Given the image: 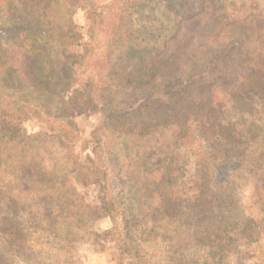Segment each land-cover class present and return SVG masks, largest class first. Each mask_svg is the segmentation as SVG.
Instances as JSON below:
<instances>
[{
  "label": "rangeland",
  "instance_id": "1",
  "mask_svg": "<svg viewBox=\"0 0 264 264\" xmlns=\"http://www.w3.org/2000/svg\"><path fill=\"white\" fill-rule=\"evenodd\" d=\"M77 1L80 3L82 0H0V52L8 53L5 57L9 61L13 59L12 64L16 65V68L10 69V72L16 71L15 83H22V87L29 86L28 73L34 72L36 76L41 74V81L33 84L38 89L43 84L45 78L42 75L45 72L58 71L63 60L69 17L78 26L85 24L84 13L78 8ZM107 1H115L118 10L109 19L103 18L106 11L102 12L99 23L111 22L92 41L97 45L106 41L107 47L117 42L119 45L116 48L108 49L110 55L122 52L129 42L137 46L130 54L132 58L128 57L122 63L116 62L114 59L120 57L114 55L111 63L118 68L119 71H115L120 77L134 69L140 52L139 45L146 49L148 58L176 62V73L182 77L187 75L190 62H200L207 57L223 61L221 67L225 66L227 70L225 74L216 72L213 76H200L194 86L171 97L167 95L161 101L151 100L147 106L126 118L128 127L151 121L163 123L167 128L175 126L174 133L177 130L182 137L178 141V145H183L180 149L184 151L189 148L185 152L188 162L179 163L181 151L176 153L174 166L178 170H167L163 179L164 168L150 167L155 165L149 164V154L141 148L136 153H128L123 149L120 137L104 129V117L100 112L84 113L73 105L68 106L67 114L50 112L56 101L61 103L59 100H66L67 95L63 97L61 94L58 99L52 95L44 97L47 100L39 101L41 107H36L37 101L35 104L31 102L38 95L29 98V102L24 103L19 99L15 101L17 104H12L19 92L3 89L0 85V110L3 114L6 111L12 113L13 108L19 106L29 107L33 111V116L23 120L12 133L0 130V217H4V205L9 201L10 194L14 200L39 204L42 205L41 210H45L44 214L25 218L27 241L17 244L27 247L19 253L24 251L32 256L38 250L43 252V256L35 259L33 264H68V261L70 264H120L121 261H117L122 255L120 252L137 248L131 241L137 231L142 246L150 252L162 253L179 248L189 252L203 251L193 243L197 218L189 212L192 204L184 205L193 202L201 183L210 187L206 190V200L210 199L211 190L217 193V184L210 182L209 178L212 160L208 158L210 154L202 152L206 151V145L200 141L202 135L197 128L202 123L201 117L208 113L216 122L251 124L257 129L243 140V148L250 154L246 153L239 167L232 161L225 176L229 182L225 187L226 193L232 195L231 208L239 217L241 227L249 223L254 226L245 232L248 237L239 238L228 248L227 258L230 264H264V200L260 190L258 195L255 192L258 185L256 175H264V162L258 172V122L264 124V100L258 96V82L264 83V0H219V5L224 3L222 13L225 16L222 18L212 17V8L205 3L202 10L184 21L171 14L169 19L164 18L167 9L156 0L148 2L149 7H139V2L132 0L133 7L126 5L129 12L122 5L127 0H97V3ZM231 1L235 3L234 7L230 5ZM243 4L245 6L241 8ZM98 12L100 9H97ZM122 13L130 19L125 26L115 27L114 20L118 21ZM74 28L76 32L82 30L80 27ZM20 62H23L21 66L26 70L21 68L18 73L17 65ZM80 71H68V83L72 80L79 87L82 79ZM106 81L108 84L114 83L109 77ZM176 89L178 87L174 84L172 91ZM111 90L124 92L115 87H111ZM8 93L11 98L6 97ZM261 98H264L262 93ZM192 115H199V118L195 119ZM65 122L74 124L80 141H93L88 143V147L96 141L100 143V154L106 165L103 169L107 172L106 199L111 200L119 213L114 220L100 211L86 214L87 210L82 208L80 211L71 207L75 203L70 206L57 197L63 189L54 186L52 163H60L57 169L62 171L65 165L69 168L67 152L63 151L61 141L49 133L52 127ZM212 132L210 128L207 129L208 136ZM144 139H139L140 146L151 145L147 147L149 149L154 145V135L150 136L149 144ZM130 143V140H124L126 146H130ZM260 145L264 146V143ZM25 155L33 156L39 167L48 172L47 180L38 181L36 168L23 163ZM209 168L210 171L206 172ZM64 187L68 188L67 185ZM95 188L96 184L87 191L79 189L85 194V203L93 206L96 203ZM26 190L27 196L19 195ZM149 190L163 194L160 201L164 209L156 218L151 212L158 200L156 196H150ZM205 207L207 209L202 211V218L208 217L206 211L211 210L209 204ZM35 211L36 208L32 209V212ZM124 220L128 221V228H125ZM151 220H156L155 227H159L161 232L151 235L154 234ZM69 229L70 232H65ZM61 231L68 236L63 237ZM106 231L109 232L107 240L101 235ZM127 231H133L132 238H128ZM0 247L6 249V242H2ZM64 254L65 259L62 258Z\"/></svg>",
  "mask_w": 264,
  "mask_h": 264
},
{
  "label": "trees",
  "instance_id": "2",
  "mask_svg": "<svg viewBox=\"0 0 264 264\" xmlns=\"http://www.w3.org/2000/svg\"><path fill=\"white\" fill-rule=\"evenodd\" d=\"M137 1L139 2V7H142V5L149 7L148 2H153L154 0ZM156 1L162 3L163 7L167 9L164 12V18L167 19L170 18L169 14H171L180 20H187L202 10L205 3L212 8L210 13L212 17L222 18L225 16V13H222L224 3L219 5V0ZM222 1L226 2V0ZM132 2V0H127L126 3H122L125 6L126 12H129L126 5L133 7ZM232 2L230 5L234 7L235 3ZM114 3L115 1L97 3V0H82L80 3L78 2V8L84 13L85 24L78 26L69 17V22L67 23L68 29L66 31L67 38L64 42L65 49L62 52L63 60L59 64V69L56 73L48 70L47 73L45 72L42 75L45 79L38 89H35L36 87H33V84L36 81H41V74L36 73L39 75L36 76L34 72H29L28 77L30 80L28 85L31 89H29V86L22 87V83H15L16 71L10 72L11 68H16V65L12 64L13 59L9 61V58L5 57L8 53L0 52V85L3 89L17 90L19 92L20 95L11 102L12 104H17L15 101L19 99L23 100L24 103L26 101L29 102V98L38 95L39 97L34 98L31 102L35 104L37 101L36 107H41L39 101L47 100L44 97L52 95L58 99V95L61 94L63 97L67 95L66 100H59L62 101L61 103H57L56 101L50 112L54 114H67L69 105L79 108L84 113L100 112L104 117V129H108L109 133L120 137L122 147L128 153H136L141 148L142 151L149 154L151 160L149 164L153 163L155 165H149L150 167H155V169L164 168L163 176L161 177L163 179L167 170L173 168L177 172V166H174L176 162L174 155L176 153H180L181 151L179 163L188 162L185 152L189 148L184 151L180 149L183 145H178V141L182 137L178 134L177 130L174 133L175 126V128H167L163 123L151 121L147 124L139 123L138 125L134 124L132 127H128L126 125L128 123L126 118L128 119L133 112L147 106L151 100L161 101L167 95L171 97L176 92L194 86L200 76H207L208 74L213 76L216 72L225 74L227 67H221L224 64L223 61L219 62L215 57H207V59L200 62H190L191 65L187 69V75L182 77V75L176 73L178 71L176 62L148 58V55H145L146 49L139 45L138 50L140 49V52H138L136 64L133 65L134 69L128 71L124 77H120L118 68H115L114 63H111L114 55L116 54L120 57L114 60L122 63L128 57L132 58L130 54L133 53L134 48L137 46L129 42L127 43V47H123L122 52L111 53L110 55L108 49L113 50L114 47L116 48L119 45L117 42L115 45L107 47L106 41H102L101 45H97L95 41H92L97 38L98 33L108 28L111 21L106 24H100L99 22L102 12L106 11L103 18L109 19L118 10L116 8L117 5H114ZM244 6V4L241 5V8ZM97 9H100V12L97 13ZM126 16L122 13L118 21L114 20L115 27L125 26L130 19ZM74 27H80L83 32L82 30L81 32H76ZM117 40L119 41V38ZM21 65H23V62L17 65L18 73L21 68L23 71L26 70ZM78 69H81L80 75L82 76L81 86L79 85V87L74 85V81L71 80L70 83L67 81L68 71H77ZM116 69L118 70L117 72L115 71ZM159 71H162L161 74H158ZM21 76L23 77V75ZM107 77L114 83L108 84L106 81ZM174 84L177 85L178 89L172 91ZM258 84L260 85L258 86V96L264 100V98H261V93L264 94V83L260 84L258 82ZM111 87L123 89L124 92H114L111 90ZM6 97L11 98L9 93ZM28 108L19 106L13 108L12 113L6 111L4 114L0 110V130L6 131L7 134L12 133L14 128L18 127L23 120L33 116V111ZM46 109L49 110L48 108ZM192 116L195 119L199 118V115ZM201 120L202 123L197 128L199 129V134L203 136L200 137V141L206 145L204 147L206 151L202 152L205 155L210 154L208 158L212 162L210 163L211 176L209 178L210 182L217 184V193L211 190V193H209L210 199L206 200L208 195L206 194V190L210 187L209 185H203L201 183L203 181H199L201 184L197 190L196 198L193 199V202L186 203L184 207L192 204L189 207V212L194 213L197 218V223L194 225L196 230L193 233V243L203 249V251L189 252L179 248L162 253L156 251L150 252L142 246L143 242L138 236L137 231L131 240L137 248L128 250L127 252H120L122 255L119 258L120 260L117 259V261L124 262V264H230L227 258L228 248H231L232 244L236 243L239 238L243 236L248 237L245 232L249 231L250 227H254L250 223L246 227H241L242 223L239 221V217L236 216L235 211L231 208L232 195L226 193L225 187L229 182L225 176L229 173V166L232 161L237 163L239 167L241 165L239 162L246 156V153L250 154L246 148H243V140L247 136H251L252 132L257 129L251 124L244 125L237 123L232 125L227 122L223 123L222 121L216 122L209 117L208 113L201 117ZM218 127L219 129H217ZM209 128L213 130L211 136L207 135V129ZM51 130L49 135L58 138L61 141L63 151L67 152L66 161L69 168L67 169L65 165L62 171L57 169L60 168V163H52L55 173L51 175V178L54 181V186L63 189L61 194H57V197L70 206L75 203L71 207H76L80 211L82 208L87 210L86 214H89L91 211H100L101 214L110 216L114 220V216H117L119 213L114 209L111 200L106 199L105 185L107 172L103 169L106 165L105 161L102 160L103 156L100 154V143L96 141L94 145L88 147V143H92L93 141H80L81 139L77 137L72 122L58 124L52 127ZM220 134L222 135L221 137ZM151 135L155 136L154 145L149 149L147 147L151 145L147 147L140 146L138 143L139 139L145 138V143L149 144ZM124 140H130V146H126ZM260 143H264V124L258 122V172L259 166L264 162V146L260 145ZM83 151H86L84 155H82ZM208 158L206 157L207 162ZM22 160L24 164H27L31 168H36L38 181L43 182L45 179H48V172L39 167L33 156L25 155ZM210 168L206 172L210 171ZM212 177L217 179H212ZM255 178L258 184L255 187V192L258 195V190H260L263 193L262 199L264 200V175L258 174ZM93 184H96L97 187V189L95 188L96 195L94 199L96 198V203L94 206L85 203V194L79 190L84 189L87 191ZM65 185H67V189L64 187ZM27 194L26 190L22 191L19 195L27 196ZM149 194L150 196H156L158 200L153 205L151 212V215L156 218L160 216L164 209L160 201L163 194H160L156 190H149ZM12 197L13 195L10 194L8 197L9 201L4 205V217H0V244L6 242L7 245L6 249L0 247V264H33L35 259L43 256V252L38 250L32 256L24 251H22L23 253H19V251L21 252L27 246L24 247L23 244L19 246L17 243L21 244L27 241L25 238L27 236L25 233V218L44 214L45 210H41L40 206L42 205H34L24 200H14ZM206 204H209L211 210L206 211L208 217L202 218V211L207 209L205 207ZM34 208H36V211L32 212ZM65 218L63 219L65 220ZM31 220L33 221L34 219ZM155 222L156 220H151V230L154 232L151 235H155V232H161L159 227H155ZM124 226L125 228L129 227L127 220H124ZM49 229L51 230V227ZM36 230L38 231V228ZM70 230L65 232H70ZM127 232L129 233L128 238H132L133 231L131 233L130 231ZM32 233H35V231ZM89 233L91 234V232ZM60 234L63 237L68 236L62 231ZM101 235L105 240L109 238L108 231L101 233ZM4 237H8V239L5 240ZM65 256L64 254L62 258L65 259ZM186 261H190V263ZM68 264H70V261H68Z\"/></svg>",
  "mask_w": 264,
  "mask_h": 264
}]
</instances>
